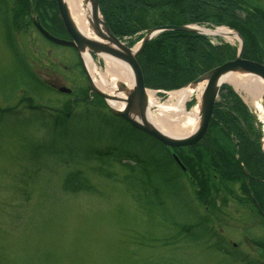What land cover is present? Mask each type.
<instances>
[{"label": "rangeland", "instance_id": "1", "mask_svg": "<svg viewBox=\"0 0 264 264\" xmlns=\"http://www.w3.org/2000/svg\"><path fill=\"white\" fill-rule=\"evenodd\" d=\"M243 1L261 13L262 0ZM174 7L167 0H143L124 9L135 25L122 37L101 17L132 49L158 26L230 28L197 24L214 23L210 7ZM5 14L0 8V264H264V224L256 212L264 207L261 97L256 105L228 85L247 108L260 160L251 147L235 155L213 114L200 141L166 150L114 119L110 105L91 90L74 47L53 45L31 27L14 29L9 39ZM207 37L213 48L227 46L226 60L236 57L239 39ZM258 51L264 56V45ZM91 58L104 68L102 57ZM61 86L72 94L57 93ZM146 89L160 104L173 92ZM198 95L186 101L188 113L199 114ZM226 95L220 92L215 104L229 103ZM240 117L241 128L252 134ZM58 118L59 125L53 122ZM237 161L242 177L233 166Z\"/></svg>", "mask_w": 264, "mask_h": 264}, {"label": "trees", "instance_id": "2", "mask_svg": "<svg viewBox=\"0 0 264 264\" xmlns=\"http://www.w3.org/2000/svg\"><path fill=\"white\" fill-rule=\"evenodd\" d=\"M142 1L143 0H100L99 8L103 18L106 20V23L112 29L114 34L122 37L123 34L131 31L132 26L135 25L130 18L127 17L125 19L123 14L124 9H126L127 12L132 11V7H135L137 3ZM167 2L170 5H175L174 8L179 7L181 10L186 9L189 6H195L199 9L202 5L212 8L214 10V18L210 19H212L211 21H214V23L212 24L207 19L205 22L198 21L197 24H224L234 28L240 33L245 42V52L243 57L264 63V56L258 51L261 44L264 45L263 21L260 19V22H258V16L252 17V12L250 10L234 7L230 9L229 7H226L220 10V8L217 7L218 2L216 0H167ZM239 12L243 13L239 15ZM245 16L246 19H244ZM121 18L123 21L120 20ZM252 18L254 19V22L251 21ZM207 44L208 46H206ZM200 47H202L201 58L196 61L197 59L195 56L198 54V48ZM226 48L227 46L225 45L213 48L208 42V38L199 34L166 31L146 45L143 52L137 56V61L141 67L146 87L169 91L187 85L200 76L201 73L224 63L226 58H224L225 56L222 53L224 51L227 52ZM213 50H217L218 52H213ZM258 54L261 55V57ZM226 90L227 95L225 100L228 99L230 102H219L215 105L212 121H214L215 125L221 127V129L226 132V136L234 143L235 155L239 153L238 150L243 152L245 149H249V147H251V151L256 152L258 144H249L250 142H248L250 141L249 138L252 140L255 139L254 136H256V132L250 124L247 108L240 102L238 96L228 85H224L221 88V92ZM240 116H242L243 120H245L248 123V126L252 128V134L245 132L241 128L239 123ZM115 118L116 117H114V119ZM60 121V118L54 120L57 125L61 124ZM122 122L124 121L122 120ZM131 128L134 129L132 126ZM144 135L156 145L166 149V147L153 138L146 134ZM247 145L248 147H246ZM233 157L232 159L234 160ZM233 166L236 174L241 176L238 161ZM78 173L79 172L69 174L67 182L70 184V180L73 178L74 174L77 175ZM73 187L78 188L71 189L80 188L79 186Z\"/></svg>", "mask_w": 264, "mask_h": 264}, {"label": "water", "instance_id": "3", "mask_svg": "<svg viewBox=\"0 0 264 264\" xmlns=\"http://www.w3.org/2000/svg\"><path fill=\"white\" fill-rule=\"evenodd\" d=\"M58 6L60 16L62 18L63 24L67 29L71 40L65 41L54 38L49 33H47L39 24H36L38 30L48 39L61 45L74 47L81 59L83 70L85 71L88 84L91 90L103 97L105 101L110 105V110L113 115L122 118L129 122L135 129L145 132L152 138L159 141L162 145L170 148H178L183 146H189L197 143L205 135L209 121L212 116L213 108L217 100L220 88L226 84L221 81L222 77L228 73H238V74H248L258 77L264 81V64L258 63L256 61L248 60L243 58L244 42L240 35L233 30L237 39H239V49L237 51L236 57L233 60H228L211 70L206 71L204 74L193 80L188 87L196 89L199 84L205 83L204 88L199 95V123L195 131L183 138H175L163 134L159 129H157L153 124L145 118V111L148 105L147 89L144 85V79L142 75L141 68L136 60V57L141 53L146 43L153 37L164 31H180V32H192L204 35H220L216 32L217 30H207L195 25H164L152 28L147 35L142 39L141 43L136 49H132L124 45L114 34L110 31L105 21L102 19L98 0H84V4H89L92 17L88 19L89 29H91L96 37L99 39L88 38L82 32H80L75 26L69 9L65 0H55ZM218 29V28H216ZM88 52V54H94L98 57L111 56L115 57L119 61L126 63L133 76V86L132 88H127L125 83L117 82L116 88L112 92L113 95L103 92L95 87L93 81L86 69L83 53ZM61 92H68L65 88H60ZM124 94L125 98H120V94ZM261 99H264L262 97ZM121 100L126 102L125 107L120 109H115L111 106L110 101ZM138 112V118L131 115L132 111ZM259 137L262 138V157L264 163V136L260 129L258 130ZM174 160L181 166L179 158L174 154Z\"/></svg>", "mask_w": 264, "mask_h": 264}, {"label": "bare ground", "instance_id": "4", "mask_svg": "<svg viewBox=\"0 0 264 264\" xmlns=\"http://www.w3.org/2000/svg\"><path fill=\"white\" fill-rule=\"evenodd\" d=\"M84 0H65L67 3L71 18L77 27L88 38L99 39L94 32L89 29V21L92 12L89 4H84ZM217 34H222L226 39H230L231 35H236L225 29H219ZM136 49V48H135ZM86 69L93 81L95 87L103 92L113 95L117 82L125 83L127 88L133 86V76L130 67L123 61L115 59V57L104 56V68H100L92 61L88 52L82 54ZM222 82L233 86L237 91H244L249 94L255 104L256 98L264 97V81L258 77L248 74L228 73L221 79ZM205 83L199 84L196 89L186 87L170 93L165 103L160 104L155 98V92L147 91L148 105L145 111V118L163 134L175 138H183L191 135L198 126L199 115L196 110L187 112L185 103L194 94L201 92ZM120 98H125L122 93ZM199 97V95H198ZM264 100V99H263ZM111 106L115 109L122 110L126 102L121 100L110 101ZM156 107V111L152 108ZM133 117L138 118V112H131Z\"/></svg>", "mask_w": 264, "mask_h": 264}, {"label": "flooded vegetation", "instance_id": "5", "mask_svg": "<svg viewBox=\"0 0 264 264\" xmlns=\"http://www.w3.org/2000/svg\"><path fill=\"white\" fill-rule=\"evenodd\" d=\"M0 0V8L5 9L6 14L3 17L5 19V27H6V34L10 38L13 36L11 35L12 31L16 29L17 31H27L28 28L31 27L34 31H36L41 37H44L39 30L37 29L36 24H39L45 31L50 33L56 38L62 39V40H71L70 35L65 28L61 16L59 14V11L57 9V4L55 0H49L50 5L45 3V0ZM218 3L217 7L220 8V10L224 9L229 5L230 8H241V9H247L251 10V6L248 5L243 0H239L240 3H238V0H216ZM261 11L260 14L257 12L256 7L255 11L252 12V17L257 16L260 17L263 21L264 25V0L260 3ZM246 19V16L245 18ZM259 19V20H260ZM252 22H254V19H251ZM46 40H48L46 37H44ZM49 41V40H48ZM53 45L61 46V47H67L63 45L55 44L51 41H49ZM71 49V48H70ZM50 88V87H49ZM52 89V87L50 88ZM58 88H56L57 90ZM72 94V91L69 93ZM255 142L258 144L257 138H255ZM257 159L260 160L261 153H260V147L256 150ZM255 158V156H252ZM261 167H263L264 171V165L261 164ZM258 211L257 215L261 219L262 224H264V207L260 205V209L257 208Z\"/></svg>", "mask_w": 264, "mask_h": 264}]
</instances>
